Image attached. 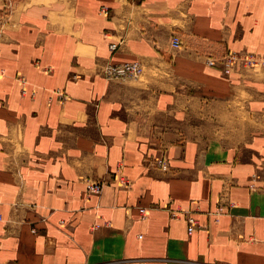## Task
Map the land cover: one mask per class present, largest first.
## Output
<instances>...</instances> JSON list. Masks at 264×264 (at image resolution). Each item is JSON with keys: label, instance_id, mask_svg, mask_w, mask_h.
<instances>
[{"label": "crops", "instance_id": "1", "mask_svg": "<svg viewBox=\"0 0 264 264\" xmlns=\"http://www.w3.org/2000/svg\"><path fill=\"white\" fill-rule=\"evenodd\" d=\"M227 53L264 0H0V264H264V66Z\"/></svg>", "mask_w": 264, "mask_h": 264}, {"label": "built area", "instance_id": "2", "mask_svg": "<svg viewBox=\"0 0 264 264\" xmlns=\"http://www.w3.org/2000/svg\"><path fill=\"white\" fill-rule=\"evenodd\" d=\"M102 13L106 11V8L103 7L100 10ZM171 45L175 48H178L181 46V41L178 35L173 34L170 41ZM117 47L116 43L110 44L109 48L111 50H115ZM251 59H247L246 56L237 54V53H227L226 55L222 56L219 59H208L207 64L209 66L214 65H220L222 72L225 75L230 74L234 70V65H246ZM261 62L264 63V60H261ZM142 74V66L139 62H126V63H118V64H112L108 63L104 66L102 70V76L105 79H138ZM157 164L160 167V169L167 170L168 165L167 162L163 157L157 159ZM121 183L124 187L129 186V181L125 178L121 179ZM102 188L101 182H93L87 185L86 187V194H99ZM139 212L141 213V216L144 217V209L140 208ZM173 216H175L173 214ZM185 218L187 222V232L191 234L193 231H195L198 227H200V224L198 223L197 219L190 214L188 211L185 212ZM2 219L0 214V220Z\"/></svg>", "mask_w": 264, "mask_h": 264}, {"label": "rangeland", "instance_id": "3", "mask_svg": "<svg viewBox=\"0 0 264 264\" xmlns=\"http://www.w3.org/2000/svg\"><path fill=\"white\" fill-rule=\"evenodd\" d=\"M242 55L246 56L247 59L248 58L251 59V61H249L246 65H242V67H253L256 65H263L264 66V63L261 62V60H264V58H262L261 56L257 58L254 53H248V54H242ZM237 64H235L234 67L241 66V65H237Z\"/></svg>", "mask_w": 264, "mask_h": 264}]
</instances>
